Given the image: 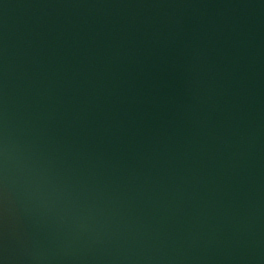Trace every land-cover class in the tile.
Wrapping results in <instances>:
<instances>
[{"label":"water","instance_id":"95a60500","mask_svg":"<svg viewBox=\"0 0 264 264\" xmlns=\"http://www.w3.org/2000/svg\"><path fill=\"white\" fill-rule=\"evenodd\" d=\"M0 264H264V0H0Z\"/></svg>","mask_w":264,"mask_h":264}]
</instances>
